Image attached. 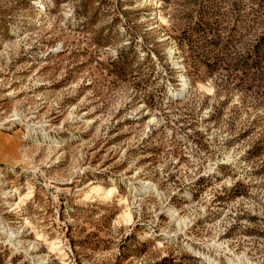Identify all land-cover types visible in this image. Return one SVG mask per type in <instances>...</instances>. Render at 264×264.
<instances>
[{
  "label": "rangeland",
  "instance_id": "obj_1",
  "mask_svg": "<svg viewBox=\"0 0 264 264\" xmlns=\"http://www.w3.org/2000/svg\"><path fill=\"white\" fill-rule=\"evenodd\" d=\"M0 264H264V0H0Z\"/></svg>",
  "mask_w": 264,
  "mask_h": 264
},
{
  "label": "bare ground",
  "instance_id": "obj_2",
  "mask_svg": "<svg viewBox=\"0 0 264 264\" xmlns=\"http://www.w3.org/2000/svg\"><path fill=\"white\" fill-rule=\"evenodd\" d=\"M43 6V5H42ZM43 8H44V6H43ZM45 9V8H44ZM171 53H173V52H171ZM171 57V56H170ZM182 82H185L186 80L184 79V78H182V80H181ZM182 86H185V83H182Z\"/></svg>",
  "mask_w": 264,
  "mask_h": 264
}]
</instances>
